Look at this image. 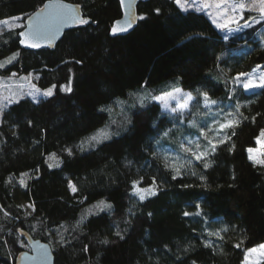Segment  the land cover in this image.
I'll return each mask as SVG.
<instances>
[{"label": "trees", "instance_id": "trees-1", "mask_svg": "<svg viewBox=\"0 0 264 264\" xmlns=\"http://www.w3.org/2000/svg\"><path fill=\"white\" fill-rule=\"evenodd\" d=\"M46 1L0 0V20L26 19ZM66 1L90 22L66 31L54 49H23L25 27L0 34V60L20 52L1 75L35 73L37 87L57 85L53 96H24L0 114V264L30 249L24 231L52 244L55 264H243L247 250L264 242V166L248 152L264 130V88L245 90L235 77L264 68V20L225 39L206 13L147 0L138 3L145 18L132 32L112 36L120 0ZM257 16L246 12L244 20ZM69 79L72 91L61 90ZM178 87L195 97L186 113L152 99ZM197 90L217 104L205 108ZM228 112L242 115L223 130L230 139L217 144L209 168L180 150L189 140L205 145L200 128ZM106 126L109 137L89 144ZM51 153L59 166L49 167ZM166 157L185 165L180 175ZM152 177L156 195L134 202L133 182L148 187ZM99 201L111 207L94 209ZM60 225L68 228L60 230L64 244ZM224 226L223 239L209 235Z\"/></svg>", "mask_w": 264, "mask_h": 264}, {"label": "snow or ice", "instance_id": "snow-or-ice-1", "mask_svg": "<svg viewBox=\"0 0 264 264\" xmlns=\"http://www.w3.org/2000/svg\"><path fill=\"white\" fill-rule=\"evenodd\" d=\"M121 5H126L125 11V19L123 21L117 20L114 26L111 29V34L116 35L120 32L127 31L132 23L137 19V17L129 12L127 9L131 8V5L135 3V0H120ZM175 3L180 7L181 10L187 12L190 7L195 5L194 10L204 11L205 9H211L212 11L208 12V15L212 19V23L219 29L231 31H238L240 29L239 20L243 19V14L245 11L250 13H258L259 20H264V0H200L198 4H196V0H193L192 4L188 2V0H175ZM155 12L159 14L160 9H155ZM27 26L24 31L19 32V36L22 37L19 43L29 48H40L42 43H47L51 45L53 41L59 36L62 29L66 25H84L88 24L89 20L84 18L80 12L79 5H72L64 3V0H48L47 3L43 5L42 8L37 9L31 15H27ZM139 19H144L143 15L138 17ZM25 19V16L19 17H10L0 21V25L7 26L9 31L14 30L15 28H23L24 25L18 23L17 21ZM235 26V27H233ZM244 27H248L247 23L243 25ZM3 28H0V34H2ZM225 39L228 38L226 34ZM20 56V52H14L11 56L6 57L4 60H0V68L6 67L8 64H12ZM80 63V61H77ZM259 67V66H257ZM256 69L252 70V73H239L235 77L237 83H240L243 89L250 90L256 87L264 88V73H261L257 78L255 76ZM247 77L246 81H243L241 78ZM38 76H34L32 73H29L27 76H18L17 73H12L9 77L4 78L0 77V114L3 112V108L7 104H11L13 102H18L24 96H31L33 99L36 98L37 94L42 93L45 96L51 97L54 95V92L57 88V85L53 84L47 89H40L33 82L34 79H38ZM27 89V91H25ZM61 90L66 92H71V79H69V83L67 85H62ZM5 91H7V95H5ZM179 94V96L177 95ZM197 95L203 98V105L205 108H210L212 105H216L217 101L212 99L208 92H200L197 90ZM152 99L160 101L163 104V107L172 112V113H183L185 110H188L191 102L195 99L191 92H183L182 89H175L173 92H166L160 96L152 97ZM177 101L176 107H171L170 101ZM143 104V98L139 101ZM123 103V102H118ZM241 107L240 103L237 102L235 108L238 110ZM242 115L238 112H228L224 114L223 122L218 120H213L211 126H208L207 129L200 128V136H203L207 141L205 145H201L199 139L197 140H189L187 142H181L180 150L184 153L190 154L196 160L201 161L203 163L204 168H209L211 166V161L208 160V157L215 153L217 144L224 143L226 140L230 139V137L223 133V130L228 128H233L239 123L238 116ZM254 119V118H253ZM190 123L199 127L194 120L190 121ZM223 133V134H222ZM234 134V133H233ZM165 136L168 135L167 132L164 133ZM261 135H264V130H262ZM109 137V133L106 128L98 129L95 134L88 137V143H98L101 139H107ZM259 142V138H258ZM84 141L81 142L83 145ZM234 147V145H233ZM69 155L72 154L71 149H65ZM255 149L249 148V159L253 162L254 166H264V154L254 155ZM49 160H56L55 164H49V167L59 166L61 162L57 157L56 153H51L48 156ZM166 167H170L174 170L176 175H180V170L184 167V164L179 163V158H168L166 157ZM187 163H191V160H188ZM27 176V173L21 174L20 184L25 185L24 177ZM176 177L173 176V179ZM204 179V177H201ZM11 179V178H10ZM143 177H141V180ZM140 181H134V192L138 195L140 200H144L146 196L156 195L157 191V183L156 178L152 177V183L147 188H140ZM69 188L75 194L78 189L75 184L69 181ZM33 211L35 210L34 205L30 204L28 206ZM111 205L106 203L105 201H99L97 205L94 206V209L103 210L105 208H110ZM0 210L2 206H0ZM93 209L86 210L87 215L92 214ZM30 214V213H29ZM11 214L7 211H4V216L7 218ZM185 216L190 215V213L185 212ZM86 215H82L81 220L77 222L75 227H79L84 219H86ZM63 229V232L68 230L66 225H60L57 229V233L59 235V242L61 244L66 243L63 232L60 230ZM228 231L227 226L215 231L210 232L209 235L216 236L220 239H223L222 233ZM119 235V233H117ZM23 243L22 241H18ZM6 243V241H5ZM35 243V242H34ZM103 243H107V241H103ZM205 246H211V242H206ZM38 249V257L41 259H46L48 256V246L47 245H36ZM239 247V245H237ZM259 249L264 254V245L258 246ZM86 250V249H85ZM248 253L256 252V248L248 249ZM195 264V262H193ZM243 264H253L248 259V255H245V259Z\"/></svg>", "mask_w": 264, "mask_h": 264}, {"label": "water", "instance_id": "water-1", "mask_svg": "<svg viewBox=\"0 0 264 264\" xmlns=\"http://www.w3.org/2000/svg\"><path fill=\"white\" fill-rule=\"evenodd\" d=\"M142 1H147V0H135V3H133L131 5V8L127 9L129 12H131L132 14H134L137 17V19L132 23V26L127 31L117 33L116 35L111 34L112 36H122L124 34H128V33L132 32V30L137 26V22H138V17H139V15H137V13H138L137 7L139 5L138 3L142 2ZM47 2L48 1H46L45 3H47ZM64 3L72 4V5H79V4H75V3H72V2L66 1V0H64ZM42 7H43V5L40 8H42ZM122 7H123V16L121 17V19H119L120 21H123L125 19L126 5H123ZM80 12H81V15L84 17L82 7H80ZM84 18H86V17H84ZM25 20H26L25 21V28L23 29V31L26 29V26H27V23H28L27 18ZM88 20L90 22V18ZM115 22L112 24L111 27L114 26ZM76 26H78V25H71V24L70 25H66L62 29V31L59 34V36L53 41V43L51 45H49L47 43H42V46L40 48H29V47H26L24 45H21V47L23 49H25V50L26 49H30V50H35V51H37L39 49H45V48L54 49L57 46V44L60 41V39L64 36L65 32L68 31L69 29H72V28L76 27ZM21 39H22V37H21ZM22 234H23V237L26 240L27 245H29L30 249L29 250H25V251L21 252L20 254H18L17 258H16V261H15V264H55V254L53 253L52 244H50L47 241L45 242V241H43L40 238H36V237L34 238L32 234H30V233H28L26 231H24ZM37 244H39V245H47L48 246V256H47L46 259H41V258L38 257V249L36 247Z\"/></svg>", "mask_w": 264, "mask_h": 264}, {"label": "rangeland", "instance_id": "rangeland-1", "mask_svg": "<svg viewBox=\"0 0 264 264\" xmlns=\"http://www.w3.org/2000/svg\"><path fill=\"white\" fill-rule=\"evenodd\" d=\"M188 2L190 3V4H192V2H193V0H188ZM200 2V0H196V4H198ZM194 8H195V5H193V7H190L189 8V10H194ZM196 11V10H195ZM209 11H212L211 9H205L204 11H200V12H204V13H206L207 15H208V12ZM247 11H245L244 12V14H243V19H241V20H239V24H240V29L238 30V31H231V32H229L228 30H222V29H220L222 32H224L225 34H227L228 36L229 35H234V34H237V33H240V32H242L243 30H246V29H248V28H250V26H252V25H256V24H258V23H260L261 21H263V20H260L258 23H257V20H259V16H257V17H253V18H251L249 21H247V20H244V18H245V13H246ZM257 15H259L258 13H257ZM19 16H22V15H18V16H14V17H19ZM209 16V15H208ZM210 17V16H209ZM6 19V18H5ZM211 19V18H210ZM4 20V19H3ZM212 20V19H211ZM0 21H2V20H0ZM18 23H20V24H22V25H25V20H20V21H17ZM248 24V25H250V26H248V27H244L243 25H245V24ZM233 27H235V26H233ZM0 28H3V32H4V30H8L7 29V26H4V25H0ZM2 32V33H3ZM9 57V56H8ZM4 60V59H3ZM261 73H264V68L263 69H256V72H255V76H256V78H257V82H258V77H259V75L261 74ZM29 74V73H28ZM27 74V75H28ZM34 76H35V73H32ZM0 77H4V78H7L8 76H3V75H1L0 74ZM243 81H246L247 80V77H243V78H241ZM235 82H236V80H235ZM236 85H239L240 87H242L241 86V84L240 83H235ZM40 89H47V88H40ZM175 89H182L183 90V92H185V93H187V92H191L190 90L188 91V90H186V89H184V88H181V87H178V88H175ZM175 89H173V90H170V91H167V92H173ZM253 89H260V87H256V88H253ZM253 89H250V90H253ZM25 91H27V89H25ZM192 93V92H191ZM5 95H7V91H5V93H4ZM193 94V93H192ZM178 96H179V94H177ZM148 96V95H147ZM160 96V95H159ZM194 96V95H193ZM146 98V97H145ZM194 101V100H193ZM192 101V102H193ZM160 102V101H159ZM192 102H191V104H192ZM4 103H7L6 101L4 102ZM161 103V102H160ZM170 103H171V107H176V105H177V101H175V100H172V101H170ZM161 106H162V108H163V110H165L166 112H170V111H168V110H166L164 107H163V104L161 103ZM191 106V105H190ZM190 108V107H189ZM188 111H190V109H188V110H185L183 113H186V112H188ZM170 113H172V112H170ZM174 114V113H173ZM175 114H179V113H175ZM262 133V132H261ZM258 138H259V142H257V144H256V146H254V147H250V148H252V149H255L256 151L253 153L254 155H260V154H264V135H259L258 136ZM53 163H55V162H53ZM140 188H147V187H145V186H141V185H138ZM158 190V189H157ZM157 192V191H156ZM133 194H134V199H133V201L134 202H136V201H138V200H140L139 199V197H138V195L133 191ZM147 197H151V196H146V198ZM26 205H27V209L28 210H30L31 208H29L28 206H29V204L28 203H25ZM90 209H92V208H90ZM94 211V210H93ZM92 211V212H93ZM260 245H264V242H261L260 244H258V245H256V246H254V247H251L250 249H252V248H256L257 249V251L256 252H253V253H248V251H247V255H248V259H249V261L250 262H253V264H259V263H261V261L264 259V254H262V251L259 249V247L258 246H260Z\"/></svg>", "mask_w": 264, "mask_h": 264}]
</instances>
